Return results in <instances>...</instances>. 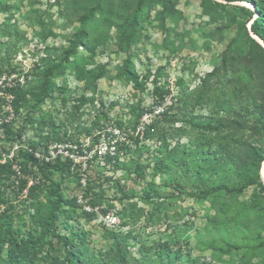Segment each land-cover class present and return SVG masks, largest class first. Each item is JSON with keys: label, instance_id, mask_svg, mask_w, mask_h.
<instances>
[{"label": "rangeland", "instance_id": "rangeland-1", "mask_svg": "<svg viewBox=\"0 0 264 264\" xmlns=\"http://www.w3.org/2000/svg\"><path fill=\"white\" fill-rule=\"evenodd\" d=\"M176 2L178 11L183 14L179 20V39L167 43V32L175 28V23L171 17H166L163 22L157 21L155 10L160 6L156 4V9L145 23L141 40L131 49L134 68L139 75V87L121 75L120 66L126 54L118 51L115 39L111 38L106 46L97 48L94 57L80 50L85 70L107 63L105 77L95 83L80 81L73 67H69L63 75L51 76L55 86L41 106L42 112L48 116L45 128L38 124L41 116L32 108L31 102L29 108H22L15 117L10 116L15 128L24 127L22 138L17 141L23 149L30 147L31 143H38L39 137L51 131L55 139L49 144L54 146L57 142L74 155V165L77 164L78 169L65 172L62 192L69 199L76 198L78 206L76 209L62 207L58 231L65 237H72L73 232L79 230L85 232L80 248L75 245H70V248L84 255L86 262L242 264L239 253L221 252V245L211 243L212 218L221 213L213 207L211 200H198L190 195L195 167L202 160H194L192 155L186 154L191 170L178 168L174 163L164 173L156 174L153 170L158 159L164 158L173 148L179 150V158L184 155L183 150L187 152L199 148L201 151L213 142L215 135L202 128L203 121L197 119L195 125L187 121V116L200 118L209 114L210 106L196 101V89L200 78L219 63L221 54L235 36L233 17L239 16L234 7L229 6L230 11L224 13L225 29L216 30L222 19L215 21L205 15L201 0ZM238 4L243 5V2ZM77 25L63 9V0H0L2 80L9 82L18 76L27 87L37 84L41 72L61 58ZM71 60L74 62L75 56ZM8 103L7 98L1 100L2 109ZM171 107L172 110H168ZM139 108H145L147 112L136 121ZM28 111L35 112L34 123L24 121ZM167 111L165 117L163 114ZM176 115L180 119L175 120ZM247 116L250 125L260 121L258 115L249 111ZM95 120H99L100 127L94 128ZM118 121H122L125 127L130 122L134 123L141 133L140 175L134 170L136 165L131 168L117 167L105 161L109 149L114 150L117 146L116 140H129L128 136L132 134L125 127L117 129L115 124ZM149 124H152L150 133L144 135ZM4 129L0 127V158L8 156L13 149L11 142L3 137ZM112 135L114 139H111ZM96 136H99L98 140ZM58 137L64 141H56ZM42 144L37 145L36 150L46 154L47 149ZM130 157L131 153H126L120 160L129 161ZM19 160L15 163L20 164ZM33 169L35 173L25 177L21 174L3 177V196L13 200L14 204L18 203L19 195L25 194L28 188L19 193L20 178L26 179L28 186L29 182L39 178L37 168ZM58 176L59 173L53 178ZM87 186L96 192L104 190V200L96 205L99 212H95L92 219L83 212H87L84 206L93 205L87 197L80 201ZM249 193L250 190L246 191L241 200H248ZM16 197L18 200H15ZM42 198L46 199L43 195ZM109 203L114 206L107 213L116 214L119 220L114 226L102 221L103 210L109 208ZM29 211L32 212L31 209ZM29 211H21L27 224L31 223ZM115 235L119 237L118 242ZM47 240L43 250L46 259L42 264L64 260L66 251L63 244L50 237ZM165 240L172 242L176 248L181 247L183 255L180 258L167 256L159 245ZM74 242L79 243V239L74 237Z\"/></svg>", "mask_w": 264, "mask_h": 264}, {"label": "trees", "instance_id": "trees-1", "mask_svg": "<svg viewBox=\"0 0 264 264\" xmlns=\"http://www.w3.org/2000/svg\"><path fill=\"white\" fill-rule=\"evenodd\" d=\"M238 2L250 3L252 7ZM156 4L160 6L159 9L155 8ZM201 6L202 12L212 20L222 19L216 30L225 29L224 13L230 11L229 6H233L239 15L233 17L235 36L221 54L219 63L200 78L196 89V101L209 105V114L200 118L187 116V121L192 124L197 119L203 121L202 128L215 138L206 149H191L188 153L183 150L184 155L179 158V150L173 148L164 158L158 159L153 170L156 174L164 173L173 163L178 168L191 170L190 160L185 155H192L194 160L201 159L202 163L194 170L190 195L198 200H211L213 207L221 213L212 218L211 243L221 245V252L239 253L242 264H264V180L261 174L264 163V46L250 32L251 29L264 41V0H201ZM63 9L78 25L61 58L41 72L37 84L27 87L25 82L17 79L12 86H6V91L14 96L12 106L15 113L19 114L24 107L29 108L31 102L32 108L41 116L37 122L42 128L47 126L48 116L42 112L41 106L54 89L53 74L63 75L69 67H73L78 80L95 83L108 73L107 63L85 70L80 50L94 57L99 46H106L114 38L118 51L126 54L120 66L121 75L139 87V75L130 52L133 45L141 40L152 11L156 9L157 21L163 22L166 17H171L175 23V28L167 32V43L179 39V20L183 18L176 0H63ZM72 56H75L74 62ZM2 74L0 70V77ZM101 105L104 106V103L101 102ZM168 110H172V107ZM248 111L258 115L260 121L250 125ZM146 112L145 108H139L136 121ZM168 112L163 115L167 117ZM34 113L28 111L24 121L34 123ZM103 115L106 116L105 113ZM174 119L180 118L176 115ZM94 125V128L100 127L99 120H95ZM115 127L122 129L125 126L118 121ZM151 127L152 124H149L144 135H149ZM4 128L7 141L22 137L23 125L15 128L12 122H7ZM125 129L132 132L129 140L118 138L114 150L107 148L109 151L105 161L117 167L131 168L136 165L134 170L140 175L141 133L131 122L126 124ZM53 137L49 131L46 136L39 137L38 143H31L30 147L35 150L37 145L44 143L42 145L47 148L55 139ZM56 141L64 139L58 137ZM126 153H131L129 161L121 162V156ZM18 158L23 174H34L33 168L36 167L39 178L29 186L26 179L20 178L19 193L28 188L25 194L19 195V202L14 204L13 200L3 196L2 178L17 176V172L10 160L0 163V264H42L46 259L43 250L48 237L61 242L66 251L65 259L54 264H94L86 262L84 255L70 248V245L80 248L79 244L84 243V231L73 232L72 237H65L58 231L62 207L76 209L78 206L76 198L69 199L62 192L65 172L78 169V165H74L70 157L62 159L60 156L54 161L40 162L33 152L23 148L14 160ZM57 173L58 178H53ZM248 190V200L242 201L241 197ZM42 195L46 197L45 200ZM84 196L93 206L100 205L104 200V190L96 192L87 186ZM113 206L109 203V208L103 213L106 214ZM23 207L24 210H32L28 212L30 224L22 217ZM83 214L89 219L96 215L95 212ZM74 237L79 239V243L75 244ZM115 238L118 242L119 237L115 235ZM159 245L170 258L183 255L182 248H176L169 240Z\"/></svg>", "mask_w": 264, "mask_h": 264}, {"label": "built area", "instance_id": "built-area-1", "mask_svg": "<svg viewBox=\"0 0 264 264\" xmlns=\"http://www.w3.org/2000/svg\"><path fill=\"white\" fill-rule=\"evenodd\" d=\"M17 79L24 82L18 76H16V78L12 79L9 82H4V80H2V77H0V101L4 100L5 98H7L9 101V103L7 104V107L5 106L3 109L0 105V125L2 127H4V123L11 122V118H12V117H10L11 115H13V117H15V114H16L14 111V108L12 106V100H13L14 96L10 92L6 91V86H12L15 83V80H17ZM3 137H5L4 130H3ZM21 138H18L17 140L10 141L11 146H13V149L10 152V154H7L8 156L0 158V163H6L8 160H10L12 162V167L17 172V174H21L22 176L25 177V174H22L20 164H16L15 163L16 160H14V158L17 157L18 153L23 148V146L19 145L17 142V141H20ZM25 149L33 152L35 158L38 159L40 162L54 161L59 156L62 159H66V158L70 157L74 161V158H73L74 155L70 152V150H68V149L64 150V148H62L61 144H59L57 142H56V144H54V146H52L51 144L48 145V147L46 148L47 149L46 154H42L40 151H38L36 149L34 150L33 148H30V147H27ZM29 183H30L29 185H31L33 183V181H31ZM25 192H27V190H25ZM83 197H85V196L82 195L80 197V201H82ZM97 207L98 206L92 207V206H90V204L84 206L85 211H87V212H89V211L99 212ZM108 212H110V211H108ZM102 221H105L107 223V225H109V226H114V225L119 223L118 217L114 213L105 214L104 216H102Z\"/></svg>", "mask_w": 264, "mask_h": 264}, {"label": "water", "instance_id": "water-1", "mask_svg": "<svg viewBox=\"0 0 264 264\" xmlns=\"http://www.w3.org/2000/svg\"><path fill=\"white\" fill-rule=\"evenodd\" d=\"M244 3H246V2H244ZM249 28H250V24H249ZM250 32H251V35L259 42V43H261L263 46H264V41L259 37V36H257L256 34H254L252 31H251V29H250ZM263 172H264V163H263V166H262V170H261V174H263Z\"/></svg>", "mask_w": 264, "mask_h": 264}, {"label": "bare ground", "instance_id": "bare-ground-1", "mask_svg": "<svg viewBox=\"0 0 264 264\" xmlns=\"http://www.w3.org/2000/svg\"><path fill=\"white\" fill-rule=\"evenodd\" d=\"M243 4H245V5L248 6V7H252V5H251L250 3H244V2H243ZM262 175H263L262 177H263V179H264V172H263Z\"/></svg>", "mask_w": 264, "mask_h": 264}]
</instances>
